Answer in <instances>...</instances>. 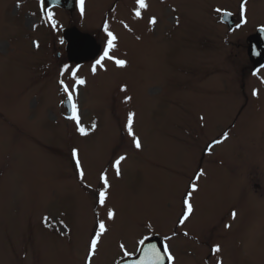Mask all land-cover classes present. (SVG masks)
<instances>
[{
	"label": "rangeland",
	"instance_id": "374dc122",
	"mask_svg": "<svg viewBox=\"0 0 264 264\" xmlns=\"http://www.w3.org/2000/svg\"><path fill=\"white\" fill-rule=\"evenodd\" d=\"M38 3L0 0V264H85L89 251V264H115L152 236L173 264H264V64L246 42L264 29V0ZM105 26L110 55L127 63L93 73ZM75 27L94 37L92 59L69 60L63 31Z\"/></svg>",
	"mask_w": 264,
	"mask_h": 264
},
{
	"label": "snow or ice",
	"instance_id": "6c2138e0",
	"mask_svg": "<svg viewBox=\"0 0 264 264\" xmlns=\"http://www.w3.org/2000/svg\"><path fill=\"white\" fill-rule=\"evenodd\" d=\"M82 2H83V0H81V3ZM136 2L141 9L147 8V4L145 3V0H136ZM241 7L243 8V5ZM217 11H219V9ZM135 15L137 16V18H139L141 16L140 11H136ZM156 22L157 21L155 18H152L150 21V23H153V24H155ZM105 31L107 32L109 39L107 41V46L103 50V54L99 57V59H97L95 61V65L92 68L93 73H95V71H96V66L101 65L105 59H109V60L114 59V57L110 55V52L115 48V41H116L117 37L112 32L108 31L107 26H105ZM114 63L116 64L117 67L122 68V67L126 66L127 62L123 59H114ZM253 75H255V73H253ZM60 83H61V86L63 88V91L68 95L69 103L72 106V116L69 118L76 123L77 131L81 135H86L87 133H86L85 129L80 125V119H79V115H78L77 106L75 103L72 102L73 97L71 95V89L68 85H65L63 81H61ZM76 83L83 85L85 83V81L80 79V80L76 81ZM253 95L254 96L257 95L256 90H253ZM133 118H134V114L131 112L128 113L127 123L125 125V129H126L128 135L132 138V144L134 145V147L136 149H140L142 147V144H141L140 139L136 136L135 132L133 131ZM94 127H95V125H93V128ZM72 154L75 157L77 155V150L73 149ZM125 159H126V157L121 155L115 160V162L113 164V167L116 169V174L118 176L120 175L121 162L124 161ZM77 167L78 168L80 167L79 161H77ZM83 175H84L83 171L81 170L80 171L81 178H83ZM202 175H203V172L201 171L197 175V179H199L200 176H202ZM100 181L103 184V188L98 193L99 204L101 206H104L105 201L107 199V189L109 187L106 174L102 173L100 175ZM192 189H193V191H196L197 190L196 185H193ZM190 195L191 194H189V196ZM184 204L187 206V212H185L183 217L180 219L181 224H183L185 222V220L188 219L189 213H191V211H192V206H191V204H189L188 199L184 200ZM232 215H233V218H235L236 213L233 212ZM113 217H114V212L112 210H109L108 211V218L112 219ZM226 227H227V225H226ZM99 229H100V231L97 232L96 236L94 238H92V240H91V248L93 250H95L97 247L100 235L106 230L105 229V223L103 221H100ZM145 240H147V237L142 238L141 240L138 241V243L143 245L145 243ZM121 247H123V245ZM213 250L218 253V252H220V247L217 245L214 247ZM165 256L167 257V259L169 261L174 262V257L172 256L171 252L169 251V249L167 247H165L164 255L162 256L161 253L156 249V246L150 244V245H148L147 249L144 250V258L142 260H140L138 262V264H162Z\"/></svg>",
	"mask_w": 264,
	"mask_h": 264
},
{
	"label": "water",
	"instance_id": "95a60500",
	"mask_svg": "<svg viewBox=\"0 0 264 264\" xmlns=\"http://www.w3.org/2000/svg\"><path fill=\"white\" fill-rule=\"evenodd\" d=\"M74 0H40V8L44 13L48 12L53 7L72 8ZM222 21L227 24L229 29L232 28L230 15L222 16ZM64 37L68 40L67 52L69 60L83 61L92 59L98 52V45L95 39L90 34H84L76 28L65 29ZM248 45V56L254 67H259L264 64V29H258L257 33L249 35L246 39ZM69 102V101H68ZM67 114L70 115V105L65 103ZM159 236H152L145 240V243L138 249L137 255L128 259H121L116 264H138L144 258V250L148 245H155L156 249L164 255V248ZM162 264H168L166 256Z\"/></svg>",
	"mask_w": 264,
	"mask_h": 264
},
{
	"label": "flooded vegetation",
	"instance_id": "af4514ba",
	"mask_svg": "<svg viewBox=\"0 0 264 264\" xmlns=\"http://www.w3.org/2000/svg\"><path fill=\"white\" fill-rule=\"evenodd\" d=\"M39 7V6H38ZM240 18L241 19H244L243 18V16H240ZM76 28V27H75ZM83 32V31H82ZM264 66V65H263ZM262 67V66H261ZM254 69H256V68H254ZM181 233H182V231H181ZM182 234H184V231H183V233ZM162 244H163V246H164V249H165V247H167V245H166V242H165V238L162 240ZM140 244L138 243L137 244V248H138V246H139ZM137 250V249H136ZM87 251V250H86ZM130 255H132V254H126V255H124L123 257H120V259H118L116 262H115V264L119 261V260H121V259H126V258H128V257H131ZM133 256V255H132ZM90 257H91V252L89 251V252H87V256H86V259H85V264H89V260H90ZM166 260L168 261V264H173V262L172 261H169L168 259H167V257H166Z\"/></svg>",
	"mask_w": 264,
	"mask_h": 264
},
{
	"label": "bare ground",
	"instance_id": "6f19581e",
	"mask_svg": "<svg viewBox=\"0 0 264 264\" xmlns=\"http://www.w3.org/2000/svg\"><path fill=\"white\" fill-rule=\"evenodd\" d=\"M80 32H82V31H80ZM84 34H89V33H87L86 31L85 32H83Z\"/></svg>",
	"mask_w": 264,
	"mask_h": 264
}]
</instances>
